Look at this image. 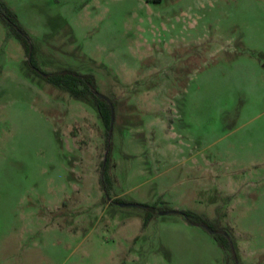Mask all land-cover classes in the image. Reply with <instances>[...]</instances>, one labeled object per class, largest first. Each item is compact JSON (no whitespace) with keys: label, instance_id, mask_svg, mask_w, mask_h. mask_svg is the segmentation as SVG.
<instances>
[{"label":"rangeland","instance_id":"374dc122","mask_svg":"<svg viewBox=\"0 0 264 264\" xmlns=\"http://www.w3.org/2000/svg\"><path fill=\"white\" fill-rule=\"evenodd\" d=\"M2 1L38 66L93 75L114 121L30 73L0 22V264H264V0ZM117 199L204 216L237 258Z\"/></svg>","mask_w":264,"mask_h":264},{"label":"trees","instance_id":"16d2710c","mask_svg":"<svg viewBox=\"0 0 264 264\" xmlns=\"http://www.w3.org/2000/svg\"><path fill=\"white\" fill-rule=\"evenodd\" d=\"M0 22L14 35L20 42L26 55L24 62L30 73L44 80L47 84L56 89L67 93L70 97L85 102H92L97 110L100 120L104 123L108 137L112 132V103L102 96L97 87L95 77L91 74H81L73 68H63L55 73L44 72L36 61V48L28 37L27 32L21 26L17 15L0 0ZM111 161L109 156L102 164L100 172V186L102 190L108 194L113 186L111 178ZM114 204L123 206H134V204H127L126 202L117 199L113 201ZM147 214L144 220V227H147L153 221L158 213L161 214H179L185 218L190 224L203 227L206 230L212 231V236L215 242L222 248L228 258H237L236 249L230 235L219 226L211 223L204 216L198 215L189 211H173L169 208H158L157 206L142 205Z\"/></svg>","mask_w":264,"mask_h":264},{"label":"water","instance_id":"95a60500","mask_svg":"<svg viewBox=\"0 0 264 264\" xmlns=\"http://www.w3.org/2000/svg\"><path fill=\"white\" fill-rule=\"evenodd\" d=\"M113 121H114V109H113V107H112V123H113ZM135 207H137V208H141V209H143L144 207L142 206V205H134ZM210 233H212V231L211 230H208Z\"/></svg>","mask_w":264,"mask_h":264},{"label":"crops","instance_id":"0c3cea01","mask_svg":"<svg viewBox=\"0 0 264 264\" xmlns=\"http://www.w3.org/2000/svg\"><path fill=\"white\" fill-rule=\"evenodd\" d=\"M227 232V231H226ZM230 235V234H229ZM231 236V235H230Z\"/></svg>","mask_w":264,"mask_h":264}]
</instances>
